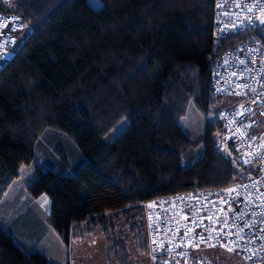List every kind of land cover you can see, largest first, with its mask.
Returning <instances> with one entry per match:
<instances>
[{
    "label": "trees",
    "instance_id": "16d2710c",
    "mask_svg": "<svg viewBox=\"0 0 264 264\" xmlns=\"http://www.w3.org/2000/svg\"><path fill=\"white\" fill-rule=\"evenodd\" d=\"M10 0L0 10L29 31L0 67V197L53 127L83 155L41 170L29 194H47L46 219L63 244L107 239L109 264H147V204L164 195L223 187L248 167L214 108L210 69L239 36L214 34V0ZM21 28V29H22ZM192 102L204 115L202 151L184 166L191 140L178 124ZM113 140L102 136L121 118ZM0 264H49L0 225ZM264 264V263H263Z\"/></svg>",
    "mask_w": 264,
    "mask_h": 264
},
{
    "label": "built area",
    "instance_id": "2783aa9c",
    "mask_svg": "<svg viewBox=\"0 0 264 264\" xmlns=\"http://www.w3.org/2000/svg\"><path fill=\"white\" fill-rule=\"evenodd\" d=\"M214 11L215 36L240 38L210 69L212 94L237 101L219 115L227 130L219 148L231 142L248 169L223 187L151 200L144 216L151 264H212L198 254L202 248L231 251L243 264L264 263V0H214ZM21 28L18 16L0 10V67L11 59Z\"/></svg>",
    "mask_w": 264,
    "mask_h": 264
},
{
    "label": "rangeland",
    "instance_id": "374dc122",
    "mask_svg": "<svg viewBox=\"0 0 264 264\" xmlns=\"http://www.w3.org/2000/svg\"><path fill=\"white\" fill-rule=\"evenodd\" d=\"M87 1L94 8L101 5L100 0ZM28 31L27 27H23L18 34V40L23 39ZM236 104L237 101L234 98L222 97L214 110L222 112ZM204 120L205 115L192 102L188 103L184 114L178 118V124L191 140L190 146L181 155V164L184 166L201 154ZM127 125V118H121L102 136V139L104 141L113 140ZM34 149L33 159L28 164H23L24 167L21 165L23 168L18 179L14 180L0 197V224L7 226L15 239L24 244L23 247L26 250L39 249L45 252L51 264H66L65 260L61 259V248L64 249L63 241L46 219V212L49 209L48 195H39L43 197L40 198L43 201L39 199L33 203L31 220L29 223H24L21 218H17L22 201H20V196L16 191H20L22 179L27 178L35 166H39L41 170H46L53 167L58 161L64 160L69 166L66 172L71 173V167L79 164L83 155L71 136L53 127L46 128L41 132L35 141ZM106 247L107 239L100 234L88 235L82 241H72L68 247L70 264H109L105 256ZM65 249L67 250V246ZM198 254L212 264H243L242 259L237 254L223 249L202 248ZM145 259L147 264H151V258L148 254Z\"/></svg>",
    "mask_w": 264,
    "mask_h": 264
},
{
    "label": "crops",
    "instance_id": "0c3cea01",
    "mask_svg": "<svg viewBox=\"0 0 264 264\" xmlns=\"http://www.w3.org/2000/svg\"><path fill=\"white\" fill-rule=\"evenodd\" d=\"M25 165H23V167H24ZM22 166H20V168H19V174H18V176L14 179V180H16V179H18V177H19V175H20V173H21V171H22V168H23ZM33 177H34V169H33V172L32 173H29L28 174V177L27 178H25V179H22V187H20V191H16V193L20 196V201H22V203H21V210L19 211V213L17 214L18 216H17V218H21L22 219V221H24V223H29L30 222V220H31V214H33V208H32V206H33V203H35V202H37L40 198H43V197H41V196H36V197H33V196H31L30 194H29V192H28V190H27V185L32 181V179H33ZM13 180V181H14ZM12 181V182H13ZM11 182V183H12ZM7 190V189H6ZM3 195V194H2ZM42 199H40V201H41ZM43 201V200H42ZM48 204V203H47ZM47 206V205H46ZM24 210V211H23ZM48 212V211H47ZM46 212V213H47ZM0 225H2L10 234H11V236L13 237V239H14V241L22 248V249H24V250H26L24 247H23V245L24 244H22L21 242H19V241H17L16 239H15V237L13 236V234L10 232V230H8V228H7V226H5L4 224H0ZM63 246V248L64 249H62L61 248V259H63V260H65V262H66V264H70V260H69V255H70V253H69V249L67 248V250L65 249V246L66 245H62ZM34 250H36V251H39V252H41V253H43L44 255H45V257H46V254H45V252H43V251H41V250H39V249H34ZM26 251H31V250H26ZM46 259H47V257H46ZM47 261H48V259H47ZM48 263H50L49 261H48ZM51 264V263H50Z\"/></svg>",
    "mask_w": 264,
    "mask_h": 264
},
{
    "label": "snow or ice",
    "instance_id": "6c2138e0",
    "mask_svg": "<svg viewBox=\"0 0 264 264\" xmlns=\"http://www.w3.org/2000/svg\"><path fill=\"white\" fill-rule=\"evenodd\" d=\"M262 23H264V21H261ZM229 191H235V189H231V190H229ZM229 250H231V249H229Z\"/></svg>",
    "mask_w": 264,
    "mask_h": 264
}]
</instances>
